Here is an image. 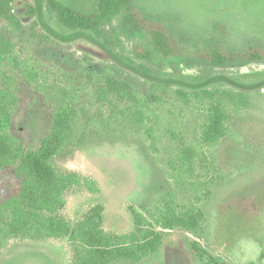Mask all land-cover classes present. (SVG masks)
Segmentation results:
<instances>
[{
	"label": "rangeland",
	"instance_id": "1",
	"mask_svg": "<svg viewBox=\"0 0 264 264\" xmlns=\"http://www.w3.org/2000/svg\"><path fill=\"white\" fill-rule=\"evenodd\" d=\"M133 2L137 23L121 15L104 26L110 54L103 41L62 30L44 3H13L19 26L0 18V90L9 89L18 100L11 133L25 150H36L57 106L74 109L77 135L55 164L91 179L98 192L71 189L59 215L74 224L87 209L102 205L103 230L127 235L135 230L134 208L162 239L147 264H205L206 254L220 264H264V0ZM96 3L81 0L75 8L92 12ZM154 27L169 36L170 60L134 56L148 45L147 32ZM217 54L226 60L219 66L211 62ZM139 65L156 75H143ZM88 75L115 77L141 95L161 94L151 81L187 90L222 87L242 94L246 106L236 109L221 99L230 114L227 135L207 146L201 138L207 100L186 106L166 93L136 124L120 111L111 113V105L124 108L118 99L98 100ZM182 142L196 152L191 165L177 159ZM16 183L15 167L0 173V204ZM189 213L201 219L195 234L161 227L165 218ZM193 243L202 258L193 254ZM71 261L67 239L21 236L0 244V264Z\"/></svg>",
	"mask_w": 264,
	"mask_h": 264
},
{
	"label": "trees",
	"instance_id": "2",
	"mask_svg": "<svg viewBox=\"0 0 264 264\" xmlns=\"http://www.w3.org/2000/svg\"><path fill=\"white\" fill-rule=\"evenodd\" d=\"M16 0H0V18L9 24L19 26L12 10ZM44 3L52 14L57 25L64 31L73 34L93 36L96 41H103L107 54L113 50L107 44L108 36L104 26L110 25L116 18L126 15L137 23L133 0H97L94 11L84 12L75 8L81 0H38ZM30 15L36 10L28 6ZM148 45L134 52L140 60L152 61L160 58L170 60L173 48L166 31L159 27L148 30ZM116 42L118 38L113 35ZM106 45V46H105ZM252 60H262L259 55L250 57ZM221 55L212 56V64L219 66L225 62ZM143 75H156L153 69L139 65ZM149 78V79H150ZM87 84L94 87L99 101L111 96L124 104L119 110L111 105V113L123 117H131L140 124L146 117L145 113L154 104L162 102L169 93L183 105H191L193 101L204 103L208 101L210 108L205 117L202 131V141L207 146L217 145L227 135V122L230 114L221 103V99H229L236 109L246 106L242 94H235L231 89L214 87L212 89L187 90L174 87L169 83L156 84L151 81V89L160 93L141 95L133 87L112 76L96 78L86 76ZM259 82V81H258ZM264 86V80H260ZM157 88V89H155ZM264 88V87H262ZM254 90V88H252ZM216 96L222 97L215 99ZM17 98L9 89L0 90V173L9 168H16L17 183L14 193L0 204V244L14 237L40 236L44 239H67L72 250L71 264H147L161 247L162 239L151 231L150 223L134 208H131L135 230L127 235L106 233L103 228L102 205L87 209L80 220L72 224L59 215L65 207V194L73 188L83 187L89 193H97L94 181L82 178L78 174L60 171L55 159L58 158L76 137V112L70 106L61 103L54 110L50 128L39 143L36 150H25L20 141L11 133L12 117L17 107ZM128 114V115H127ZM195 150L180 143L177 159L179 162L191 165ZM198 214L171 215L165 218L161 227L165 230L181 229L195 234L199 226ZM193 254L202 258L196 243L191 246ZM205 264H220L219 259L206 254Z\"/></svg>",
	"mask_w": 264,
	"mask_h": 264
}]
</instances>
